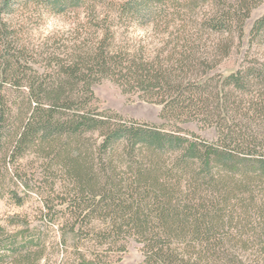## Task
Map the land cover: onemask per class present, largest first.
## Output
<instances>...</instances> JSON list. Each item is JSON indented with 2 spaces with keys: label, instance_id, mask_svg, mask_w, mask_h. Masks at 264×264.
<instances>
[{
  "label": "trees",
  "instance_id": "16d2710c",
  "mask_svg": "<svg viewBox=\"0 0 264 264\" xmlns=\"http://www.w3.org/2000/svg\"><path fill=\"white\" fill-rule=\"evenodd\" d=\"M212 1L0 0V158L7 170L29 152L42 155L37 172L15 170L10 180L37 193L43 220L58 225L57 264H126L131 242L140 244L143 264H264V58L247 54L226 74L203 60V40L234 31L242 39L264 0L192 17ZM18 13L28 20L74 13L95 33L107 32L115 15L136 28L154 24L176 35L183 65L197 70H166L110 41L105 56L106 39L85 46L93 60L84 66L37 67L25 24L10 20ZM248 38L264 44V12ZM105 79L160 106L163 123L99 104L95 86ZM177 120L214 127L215 137L165 127ZM7 179L0 167V197L8 189L22 205ZM48 237V228L0 227V264H41Z\"/></svg>",
  "mask_w": 264,
  "mask_h": 264
},
{
  "label": "rangeland",
  "instance_id": "374dc122",
  "mask_svg": "<svg viewBox=\"0 0 264 264\" xmlns=\"http://www.w3.org/2000/svg\"><path fill=\"white\" fill-rule=\"evenodd\" d=\"M245 1L247 0H213V3L210 4L201 3L192 17L196 20L211 19L218 13L240 9V3ZM263 12L264 2L252 11L242 39L239 38L238 32L234 31L232 35L215 34L209 39L203 40V42L207 41L208 44V49L205 51L206 57L203 54V60L206 58V65L217 67L214 69L217 74H226L235 70L247 54L251 58H264V44H251L248 38L252 21ZM10 20L14 25L25 24V40L36 59L35 66H47V70H62L78 63L83 66L86 65L87 61L93 60H87L90 55L89 52H86V48L95 47L97 44H103V47L101 46L99 50H106L104 52L106 56L108 53V49H106L108 46L105 45L106 41L107 43L109 41L113 42L111 47L114 50L122 48L123 52L127 50L132 55L142 51L144 52L145 61L151 60L159 63L166 70H197L195 65H183L187 62H182L180 54L175 50L178 41L176 35H171L169 31L165 32L163 27L154 24L146 28H136L115 15L109 20L107 32L97 31L95 33V30L87 31L84 23H80L84 21L78 19L74 13L57 16L44 14L42 17H38V15L36 17L34 14L30 20H28L27 14L18 13L10 17ZM171 30L172 27H170ZM102 39L106 40L101 44ZM228 41L231 44H226ZM78 45L84 46L77 49L76 46ZM79 50H83L85 53L81 56L78 54ZM135 60L138 62L137 59ZM196 62L199 61L194 63ZM83 68L85 69V67ZM95 92L99 96V104L102 106L115 109L128 117L157 124L163 123V119L159 117L160 106L140 100L137 95L123 93L122 88L110 79H105L97 84ZM248 99H252V96H249ZM197 122L198 120L186 123L177 120L165 125V127L168 129L188 128L209 138L215 137L214 127L204 130ZM42 161L41 154L29 152L15 161L8 162V169L6 170L4 157L0 158V167L5 170L8 178L7 184L10 183L11 187L16 188L19 194L25 198L24 203L18 205L8 189L3 190L4 195L0 197V227H3L5 232L10 234H16L26 228H38L44 231H47L48 228L50 235L48 237V254L41 264H57L63 255V251L59 248L60 231L58 225L47 226V222L43 220L42 203L37 193L27 192L22 182L19 181L14 184V181L10 180V175H13L12 173L15 170H21L23 173L27 172L28 175L37 172L36 169ZM123 262L126 264H143L140 244L131 242L128 251L123 255Z\"/></svg>",
  "mask_w": 264,
  "mask_h": 264
}]
</instances>
